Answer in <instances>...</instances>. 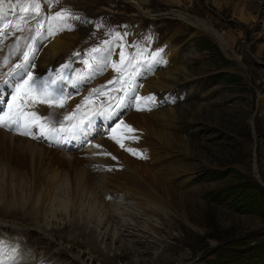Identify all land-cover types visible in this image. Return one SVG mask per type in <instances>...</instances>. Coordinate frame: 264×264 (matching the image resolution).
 <instances>
[{"label":"rangeland","instance_id":"374dc122","mask_svg":"<svg viewBox=\"0 0 264 264\" xmlns=\"http://www.w3.org/2000/svg\"><path fill=\"white\" fill-rule=\"evenodd\" d=\"M12 1L32 5V0ZM12 1L3 4L11 7ZM46 6L47 16L71 10L83 36L77 50L90 63H97L90 50L106 48L105 41L112 50L116 48L114 52L134 58L138 67L146 65L153 51L174 50L184 59L192 82L190 93L183 89L174 94L177 105H193L191 111L200 112L202 119L209 109L212 112L205 121H197L196 114L190 113L191 121L177 123V127L188 126L182 132L191 142L187 163L178 157L181 162L175 168L166 163L169 159L162 160L168 181L170 169L173 188L188 198L179 209L165 206L162 214H152L150 205L140 198L111 189L107 193L103 175L94 174L100 200L107 203L104 209L97 206L95 217L102 210L104 215L98 216L114 224L99 229L98 245L89 234L97 235L94 214L89 217L86 208L77 207L74 215L70 208L65 211L52 201V209L46 207L37 220L28 219L17 208L6 211V186L0 183V249L6 253L2 259L11 263L7 257L13 253L15 264H205L202 257L217 247L229 249L240 243L245 246L238 248L242 252L252 244L264 248V212L235 209L227 195L241 180L248 185L253 180L264 190V0H47ZM18 8H9V13L18 18L24 12L19 9V14ZM110 62L111 58L99 74L102 83L113 73ZM76 71L80 73L78 64ZM10 91L6 87L7 97L0 95L1 104L9 100ZM103 140L112 139L97 142ZM139 148L148 160L147 147ZM81 157L88 159L85 153ZM183 163L186 172L179 169ZM9 185L13 197L28 195L23 179H13ZM220 191V196L226 195L221 201ZM74 220L80 230L71 227Z\"/></svg>","mask_w":264,"mask_h":264},{"label":"bare ground","instance_id":"6f19581e","mask_svg":"<svg viewBox=\"0 0 264 264\" xmlns=\"http://www.w3.org/2000/svg\"><path fill=\"white\" fill-rule=\"evenodd\" d=\"M38 2H40L39 15L35 13L18 15V18L27 16V23L23 20L18 22V18L14 19L16 15H13L12 12L11 14L9 13V8L13 11L21 7L19 4L14 5L11 2V7L3 4V7L0 8V27H2L3 23L11 22L12 25L19 23L22 29L21 31H17L14 27L10 26L6 30L3 42L0 43V59L9 54V50L12 48L11 45L13 43L16 44L17 38H19L20 44V49L16 55L9 56V63L7 65L0 64V81L10 79L6 73L15 63L19 62L22 52L25 50V45L30 43L31 37L35 35L37 23H43L42 32H46L49 26V21L45 18V15L49 14L47 13V0H38ZM53 15H48V17ZM72 18L73 21L71 20ZM33 20L35 21L32 23ZM54 26L62 30H58L54 35L37 41L38 50L31 71L38 79H46L50 73L55 74L56 71L61 69L63 64L68 63L70 67L64 71L71 79L74 73H78L76 71L77 62L74 54L79 53L77 49L83 36L81 35V30L79 34L77 19L73 16H70L66 23L60 21L54 22ZM114 45L117 44L115 43ZM106 48L110 49L111 55L109 59L111 58L112 63H119L120 53L114 52L116 48L113 51L108 44ZM168 49L170 48L160 50V52H164L163 55L160 52L153 51V54L148 58V69L143 71V75L135 76L134 78V83L137 84L140 82L139 80L142 79L143 81V78L146 80L145 83H141L139 96L153 97L151 102L147 104L146 109L130 110V107L134 104L130 103L127 107L120 110V115L117 118L124 120L137 130L134 133H129L128 136L139 137V139H124L125 148H133L139 152V149H141L139 146H146L147 152H149V157L147 155L148 160L145 158H135V155L121 148L113 140L110 142H104V140L103 142H92L93 144H90V147L88 146L85 149L86 152L83 150L74 151L75 148H79L82 137L84 138L85 134H91L95 130L94 123L96 122L91 124L89 132H85L83 136L80 134L66 135L65 141L57 144H51L46 136H41L38 128L32 129L33 134L37 137L33 138L31 135H20L16 131L0 127V183L6 186L5 191L3 190L7 196L5 206L3 205L6 211L10 212L17 208L18 210H22L28 219L31 217L33 220H37L46 207L48 209L54 207V204L51 205L52 201L53 203L57 202L60 204L65 211L70 208L74 212V215L77 214V207H84L89 210V217H92L94 214L97 235L93 233L89 234L93 243L98 245V239L102 234L101 232L98 233L99 229H104L102 226L108 227L113 222L106 216H103L102 210H99V213L95 217L98 211L97 206L101 204L102 209H104L107 203L105 204L100 200V196L98 195L100 192H98V185L100 184H96L94 174H102V178L106 179H104L103 188L107 193L111 194V189L123 194L126 193L130 198H140L150 205L149 209L152 214H162V212H165V206L168 209L175 208L176 210L183 206L188 198L184 193L173 188L175 182L170 169L168 173L171 183L168 181L163 161L166 162L165 159H169L166 163L171 167H175L181 162V160L177 159L180 157L187 163V160L191 157L189 155V152L192 151L191 142L182 135V132H186L188 126L177 127V123L182 122L185 124L187 120L191 121L190 113L196 114L197 121H205L212 111L209 109L202 119L200 112L191 111L193 105H177L178 102L175 95L183 89H188L190 93L192 82L189 81L188 67L185 65L184 59L174 50ZM157 67L160 69L158 73H156ZM85 79L86 82L78 81L75 86L65 82V94L71 95L66 100L64 108H50L45 104H30L26 110L35 111L42 118H46L42 122L48 124L49 127H59V124L55 121L57 119L63 121L64 115L73 111L77 104L82 103L86 95L82 98H79L78 95L82 96V90L91 91L94 82L97 80L96 77ZM111 86L114 85H109L108 87ZM6 87L0 85L1 97L4 94L7 97ZM122 94V92H119L118 96ZM1 97L0 100L2 99ZM159 101L160 103H158ZM143 105L144 101L141 103V107H144ZM7 110V103L1 104L0 101V115ZM89 110H92L91 106L83 109L81 113L87 112L89 115L91 113ZM103 111V109H100V112ZM78 120L76 118L73 121H64V123L67 126L70 123H77ZM114 124L115 121L107 118L106 115L103 117L102 124L96 126V129L101 127V130H106L107 127L111 128ZM123 130V126H121L117 134L122 135ZM94 145H100L101 147L97 148ZM80 153H85L84 158L88 157V159H83ZM103 153H110L111 155ZM113 156L115 159L112 158ZM89 158L92 159L90 160L91 162H88ZM103 162L106 164L104 165ZM95 163L98 164V168L102 167V169L97 172L91 171L90 169L93 168ZM186 167L187 165L183 163L179 169L186 172ZM13 179L15 181L23 179L27 183L25 185L28 190L26 198L12 196L9 184ZM130 193L140 195L143 198L132 196ZM116 209L118 210V208ZM65 211L64 213H66ZM108 212L110 213V211ZM100 213L103 214L101 217L98 216ZM75 222L74 220L71 227L80 230L79 224ZM81 234L85 235L86 233L82 232ZM105 236L106 232L102 238ZM121 236L116 238V240L121 241ZM5 254H2L0 259L4 258ZM11 257L16 256L12 253L7 258Z\"/></svg>","mask_w":264,"mask_h":264},{"label":"snow or ice","instance_id":"6c2138e0","mask_svg":"<svg viewBox=\"0 0 264 264\" xmlns=\"http://www.w3.org/2000/svg\"><path fill=\"white\" fill-rule=\"evenodd\" d=\"M34 5V12L36 15L40 14V4L38 0H32ZM3 7V0H0V8ZM24 12H28V8L24 9ZM70 9H64L63 11H57L51 17H48L49 26L46 32H42L41 29L44 27L43 23L38 22L36 25V32L33 37H31V42L25 45V50L22 52L19 62L15 63L11 69L6 73L10 79H5L0 81V85L7 86L11 88L10 100L7 103V111L0 115V127L8 128L9 130L16 131L20 135L33 136L37 138L33 132V128H38L41 136H46L49 140L61 139V133H73V134H83L87 127H91V121L87 120L88 113L83 112L82 118L78 120L77 123H70L67 126L64 121H73L77 118V114L81 113L83 109L88 108L93 103V96H108L109 100H115V104L110 105L108 109L103 112H93L94 115L105 116L107 118L115 121L114 126L110 128L112 135L110 138L116 142L121 148L126 151L131 152L133 155H139L143 158L142 153H138L133 148H125L123 143L124 139H139L136 136L119 135L118 130L126 129L128 133H134L137 130L127 124L122 119H117L120 115V110L127 107L130 103H135L137 110H145L147 104L151 102L153 97H141L136 94V86L134 83V78L136 75H143L141 71L142 66H136L133 64V59H127L123 51L120 52L119 63H111V67L114 71L119 73L117 77L108 80L105 85L99 88L92 89V94L85 96L82 103L76 105L75 109L63 116V121L56 120L55 122L59 124V127H49L48 124L43 123L42 118L35 111H27L26 109L30 104H45L48 107L64 108L65 102L71 94H65V82L69 84L76 85L79 82H86L85 78L91 79L96 75L103 74L106 68L109 66V56L111 55L110 49L104 48H92L89 55L92 56L94 61L97 63H89L88 60L84 61L86 68L89 71L83 74L73 75L70 79L69 76L65 74L64 70L69 69L70 64L65 63L61 66V69L56 71L55 74L50 73L49 77L46 79H38L35 77L31 71L34 66L33 62L38 50L39 39L46 38L47 36H52L58 30L54 26V22L60 21L65 22L72 16ZM25 23L28 22V17L21 18ZM14 27L17 31H21L20 24L17 23L12 25L11 22L4 24L0 27V43L3 42L5 38L6 30L10 27ZM109 42L105 41L107 45ZM20 49L19 38H17L16 44L9 50V54L0 59V64L7 65L9 63V56H14ZM107 53V54H106ZM98 54V55H92ZM74 55H79L75 53ZM135 69L134 72H130L129 69ZM108 85H114L112 89L108 88ZM120 91L123 94L119 96H109L108 92ZM140 101H144V107H141ZM87 120V124H86ZM94 147H101L100 145H94ZM105 155H111L110 153H103ZM115 159V157H112ZM15 251V248L12 249ZM0 254H3V250L0 249ZM11 264H15V257L10 258ZM0 264H9V260L0 259Z\"/></svg>","mask_w":264,"mask_h":264},{"label":"trees","instance_id":"16d2710c","mask_svg":"<svg viewBox=\"0 0 264 264\" xmlns=\"http://www.w3.org/2000/svg\"><path fill=\"white\" fill-rule=\"evenodd\" d=\"M252 180V179H251ZM252 184L248 185L244 182L239 181L235 186H232L231 191L227 193L231 197V201L235 203V209L244 207V210L249 212H255L262 215L264 212V190L260 188L255 181H251ZM217 194L220 197V201L226 196ZM225 199V198H224ZM243 210V211H244ZM228 244V242L223 243ZM240 243H235L231 245L229 249L225 246L217 247L213 251H210L207 257H202L205 264H260L264 261V248L261 244H252L246 248V252L238 250V248H243ZM234 246V248H232ZM225 247V248H224ZM249 251H255L249 254Z\"/></svg>","mask_w":264,"mask_h":264}]
</instances>
